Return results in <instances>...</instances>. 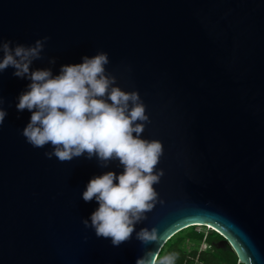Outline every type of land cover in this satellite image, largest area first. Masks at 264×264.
<instances>
[{
    "label": "water",
    "instance_id": "95a60500",
    "mask_svg": "<svg viewBox=\"0 0 264 264\" xmlns=\"http://www.w3.org/2000/svg\"><path fill=\"white\" fill-rule=\"evenodd\" d=\"M44 37L33 70L58 75L105 52L114 86L139 92L151 121L140 138L163 144L156 170L165 174L154 185L163 203L136 231L156 228L159 241L134 233L114 247L85 228L99 207L83 200L87 184L123 167L86 154L49 160L51 145L28 144L32 113L17 105L31 81L9 67L0 73V264H136L190 226L217 232L238 262L264 264V0H0V39Z\"/></svg>",
    "mask_w": 264,
    "mask_h": 264
},
{
    "label": "clouds",
    "instance_id": "9594fccd",
    "mask_svg": "<svg viewBox=\"0 0 264 264\" xmlns=\"http://www.w3.org/2000/svg\"><path fill=\"white\" fill-rule=\"evenodd\" d=\"M49 39L15 47L12 41L0 39V73L11 67L16 70L14 76L31 81L18 98L17 110L32 113L22 135L33 148L51 145L52 150L44 153L49 160L55 157L70 162L86 154L88 159L97 158L101 167L118 161L122 174L109 171L87 184L83 200L95 199L99 207L82 222L85 228L95 230L97 238L110 239L114 247L129 242L134 233L143 245L158 242V229L136 231V225L147 219L146 214L163 203L154 185L165 174L156 170L164 154L163 144L140 138L151 121L139 92L114 86L117 80L106 73L110 61L105 52L84 56L80 64L61 66L58 75L51 68L33 70V62L43 59L41 54ZM48 63L54 66L57 60L53 57ZM6 115L0 107V127ZM174 261L172 254L161 257L160 250H150L136 264Z\"/></svg>",
    "mask_w": 264,
    "mask_h": 264
},
{
    "label": "trees",
    "instance_id": "16d2710c",
    "mask_svg": "<svg viewBox=\"0 0 264 264\" xmlns=\"http://www.w3.org/2000/svg\"><path fill=\"white\" fill-rule=\"evenodd\" d=\"M190 226L171 236L160 249V256L174 255V264H189L194 257L207 264H242L228 243L214 230H197ZM207 247L199 250L201 243Z\"/></svg>",
    "mask_w": 264,
    "mask_h": 264
},
{
    "label": "built area",
    "instance_id": "2783aa9c",
    "mask_svg": "<svg viewBox=\"0 0 264 264\" xmlns=\"http://www.w3.org/2000/svg\"><path fill=\"white\" fill-rule=\"evenodd\" d=\"M207 228V227H206ZM210 229V228H208ZM201 245H203V247H201ZM207 247V245L203 242L200 244L199 246V250L205 249ZM189 264H207L204 261L200 260L197 256L194 257L191 262Z\"/></svg>",
    "mask_w": 264,
    "mask_h": 264
},
{
    "label": "rangeland",
    "instance_id": "374dc122",
    "mask_svg": "<svg viewBox=\"0 0 264 264\" xmlns=\"http://www.w3.org/2000/svg\"><path fill=\"white\" fill-rule=\"evenodd\" d=\"M195 229H197V230H201V229H203V228H202V226H196ZM205 230L207 231L208 228H205ZM221 243H224V242H221ZM201 247H203V245H201Z\"/></svg>",
    "mask_w": 264,
    "mask_h": 264
}]
</instances>
